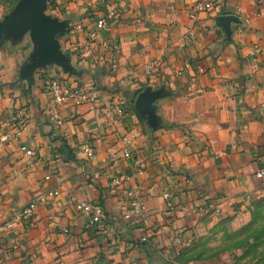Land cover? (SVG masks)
<instances>
[{
	"label": "crops",
	"instance_id": "1",
	"mask_svg": "<svg viewBox=\"0 0 264 264\" xmlns=\"http://www.w3.org/2000/svg\"><path fill=\"white\" fill-rule=\"evenodd\" d=\"M48 10L68 23L58 39L78 75L54 65L29 82L30 34L0 37V264H207L194 238L239 226L264 195V0H51ZM111 10L117 19L86 53L87 32ZM80 21L85 32L70 35ZM54 76L97 90L94 108L69 99L57 125ZM147 87L165 92L155 130L135 109ZM128 129L147 162L132 179L146 220L122 206L129 184L111 185L131 165L121 156ZM78 200L104 205L109 234L89 229ZM206 203L222 211L193 212Z\"/></svg>",
	"mask_w": 264,
	"mask_h": 264
},
{
	"label": "built area",
	"instance_id": "2",
	"mask_svg": "<svg viewBox=\"0 0 264 264\" xmlns=\"http://www.w3.org/2000/svg\"><path fill=\"white\" fill-rule=\"evenodd\" d=\"M118 13L111 10L99 17L96 22L95 30L87 32V39L84 44L86 53L90 52L95 45L101 42L100 35L107 31L108 27L117 19ZM86 28L83 21L78 22L70 29V35H75L80 32H85ZM107 42V41H106ZM104 43V42H103ZM48 91L51 95V111L52 117L57 125H62L63 120L57 111L58 105L68 101L69 99L74 100L76 104H90L91 108H94V104L97 102L99 95L97 90L94 88L86 89L80 85H73L68 81L61 79L58 76H54L48 84ZM114 111L118 115H122L121 105L115 104ZM14 138H19L21 135V127L15 123L14 126ZM139 135L133 129H128L121 136V156L129 160L131 165L128 172H124L121 175L114 176L111 179V185L113 187H121L125 183L129 184V189L126 190L125 200L123 201L124 210L131 211L132 214L139 216L143 220L147 219V208L142 200L141 191L138 187L132 185V179L134 177H140L145 173V168L147 165L146 159L136 151V143ZM25 155L28 159H33L36 155L35 150L31 148H25ZM86 154L89 158L94 156V151L92 147L86 149ZM256 177L261 179L264 183V169H260L256 173ZM165 200H170L169 192L163 195ZM76 210L88 217L87 226L89 229H97L98 231L109 234L112 224L108 225V215L103 204L99 201H86L78 200L76 203ZM34 204H31L25 213L28 215L32 214L34 211ZM221 206L214 203H206L203 206L193 209L195 213L215 211L220 214ZM63 231L67 234L71 233L69 228H64Z\"/></svg>",
	"mask_w": 264,
	"mask_h": 264
},
{
	"label": "water",
	"instance_id": "3",
	"mask_svg": "<svg viewBox=\"0 0 264 264\" xmlns=\"http://www.w3.org/2000/svg\"><path fill=\"white\" fill-rule=\"evenodd\" d=\"M51 0H20L10 14L0 21V37L18 41L23 35L29 33L34 44L35 52L23 69L22 76L29 82L37 69L47 66H58L72 75L78 72L71 64L68 54L60 47L58 37L68 28L67 21H61L47 14ZM223 17L222 20H229ZM165 96L162 89L152 90L145 88L135 101L138 115L147 121L152 130L159 126L155 103Z\"/></svg>",
	"mask_w": 264,
	"mask_h": 264
},
{
	"label": "rangeland",
	"instance_id": "4",
	"mask_svg": "<svg viewBox=\"0 0 264 264\" xmlns=\"http://www.w3.org/2000/svg\"><path fill=\"white\" fill-rule=\"evenodd\" d=\"M19 1L0 0V14H10ZM247 208L239 226L222 222L195 237L196 256L207 264H264V195Z\"/></svg>",
	"mask_w": 264,
	"mask_h": 264
}]
</instances>
